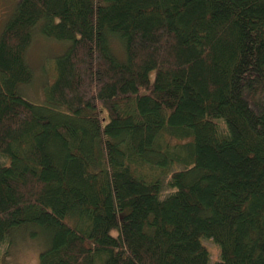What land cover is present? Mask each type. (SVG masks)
Here are the masks:
<instances>
[{
  "label": "trees",
  "instance_id": "1",
  "mask_svg": "<svg viewBox=\"0 0 264 264\" xmlns=\"http://www.w3.org/2000/svg\"><path fill=\"white\" fill-rule=\"evenodd\" d=\"M13 6L0 242L34 224L48 246L33 264H210L208 238L211 264H264V0ZM35 31L65 46L29 98Z\"/></svg>",
  "mask_w": 264,
  "mask_h": 264
},
{
  "label": "rangeland",
  "instance_id": "2",
  "mask_svg": "<svg viewBox=\"0 0 264 264\" xmlns=\"http://www.w3.org/2000/svg\"><path fill=\"white\" fill-rule=\"evenodd\" d=\"M16 0H0V30L4 22L14 8ZM36 36L31 42L27 52V60L33 69V78L24 90L29 98L35 97L37 82L48 81L52 77L50 60L52 56L61 51L65 42L44 37L35 31ZM114 52L122 56V48L119 40L112 41ZM7 160V158H5ZM171 189L165 184L163 193ZM202 242L210 252V264L217 258L218 247L208 238H203ZM48 245L47 233L39 226L24 225L17 228L10 238L5 239L0 244V264H33L38 261L39 254Z\"/></svg>",
  "mask_w": 264,
  "mask_h": 264
},
{
  "label": "bare ground",
  "instance_id": "3",
  "mask_svg": "<svg viewBox=\"0 0 264 264\" xmlns=\"http://www.w3.org/2000/svg\"><path fill=\"white\" fill-rule=\"evenodd\" d=\"M36 36V33H33V36H32V40L34 39V37ZM32 42V41H31ZM31 45V44H30ZM30 47V46H29ZM27 52H28V48H27ZM27 52H26V56H27ZM32 67V66H31ZM50 83H52V81H50V80H48L46 83H44V85L42 86V88H44L45 86L47 87V86H49L50 85ZM40 85H41V82H37V86H39L40 87ZM3 242V241H2ZM0 244H1V242H0ZM48 246V245H47ZM47 246H46V248H47ZM45 248V249H46Z\"/></svg>",
  "mask_w": 264,
  "mask_h": 264
}]
</instances>
